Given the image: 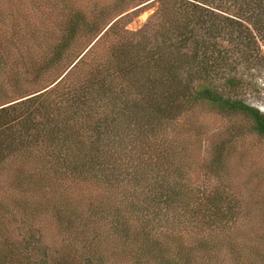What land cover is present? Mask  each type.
Masks as SVG:
<instances>
[{
  "label": "trees",
  "instance_id": "1",
  "mask_svg": "<svg viewBox=\"0 0 264 264\" xmlns=\"http://www.w3.org/2000/svg\"><path fill=\"white\" fill-rule=\"evenodd\" d=\"M5 1L0 264H248L223 161L264 140V0H153L135 31L146 0ZM198 110L232 122L199 169Z\"/></svg>",
  "mask_w": 264,
  "mask_h": 264
},
{
  "label": "rangeland",
  "instance_id": "2",
  "mask_svg": "<svg viewBox=\"0 0 264 264\" xmlns=\"http://www.w3.org/2000/svg\"><path fill=\"white\" fill-rule=\"evenodd\" d=\"M152 1L146 0L141 5L129 9L133 11L141 7L129 18L127 28L135 31L148 21L158 8V3ZM6 3L5 0H0V6ZM11 5L17 10L14 14H17L20 11L18 1L11 0ZM4 17L7 19L8 15ZM244 73L252 85L245 95L248 102L264 112V68H244ZM191 120V126L198 133L195 145L191 146L192 156L195 158L193 163H197L199 169L202 162L211 160L212 145L230 138L228 129L232 122L230 118L208 110H198L189 123ZM225 154L223 172L229 173L228 177L224 178L226 188L243 204L242 208L246 211L236 232L243 246V257L248 264H264V140L253 134L245 135L237 141L235 148L229 149ZM203 183L212 188L220 185L221 181L214 177L195 181L197 185ZM54 229L55 227L52 230Z\"/></svg>",
  "mask_w": 264,
  "mask_h": 264
}]
</instances>
